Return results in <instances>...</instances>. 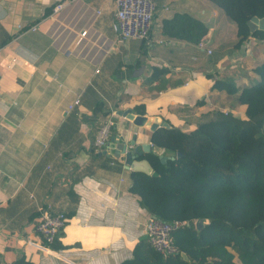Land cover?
Segmentation results:
<instances>
[{
    "label": "crops",
    "instance_id": "0c3cea01",
    "mask_svg": "<svg viewBox=\"0 0 264 264\" xmlns=\"http://www.w3.org/2000/svg\"><path fill=\"white\" fill-rule=\"evenodd\" d=\"M156 1L149 37L120 41L115 0H64L55 15L58 0H0V264L21 256L35 264L132 257L151 214L129 190L132 170L116 151L134 138L161 150L151 129L121 112L143 114L136 108L145 106L143 115L186 132L215 111L246 117V105H231L215 81H255L264 43L249 37L235 46L236 23L211 0ZM176 12L206 23L205 48L161 32ZM156 66L168 69L162 81L153 77ZM107 120L116 134L92 152L91 130ZM45 203L70 214L62 248H44L31 228Z\"/></svg>",
    "mask_w": 264,
    "mask_h": 264
},
{
    "label": "trees",
    "instance_id": "16d2710c",
    "mask_svg": "<svg viewBox=\"0 0 264 264\" xmlns=\"http://www.w3.org/2000/svg\"><path fill=\"white\" fill-rule=\"evenodd\" d=\"M211 1L236 23L235 46L249 37L264 43V30L251 31L247 23L264 17V0ZM208 31L204 21L188 12H176L161 25L163 34L196 44ZM167 71L156 66L153 77L162 81L160 75ZM253 71L257 79L241 87L231 77L215 81L231 105H246L245 118L215 111L191 131L174 125L153 131V146L161 153L150 150L139 156L149 160L153 172L130 171L129 190L151 215L189 224L173 233L178 254L165 257L142 238L132 257L120 264H264V59ZM136 110L146 112L145 106ZM99 128L95 124L91 130L92 152ZM115 134L111 130L110 136ZM65 215L67 223L70 214ZM199 218L208 222L197 229ZM50 247L64 245L56 239ZM13 264L35 263L21 256Z\"/></svg>",
    "mask_w": 264,
    "mask_h": 264
},
{
    "label": "built area",
    "instance_id": "2783aa9c",
    "mask_svg": "<svg viewBox=\"0 0 264 264\" xmlns=\"http://www.w3.org/2000/svg\"><path fill=\"white\" fill-rule=\"evenodd\" d=\"M64 0H58L53 6L52 15L57 14L63 7ZM116 13L114 27L119 31V40L130 38L147 39L155 26V16L160 6L156 0H115ZM87 34L82 30L79 41ZM205 48L203 40L198 43ZM211 53V49H207ZM80 103V97L76 96L69 105L72 108ZM112 122L110 120L101 124L96 138L95 146L102 149L107 144L111 134ZM66 215L62 211L53 210L51 203H45L40 207L39 216L32 222V230L40 237L42 246H50L61 235L66 225ZM188 221L181 219L163 220L150 215L143 226V234L147 242L163 256H171L179 253L175 244L174 231L188 225Z\"/></svg>",
    "mask_w": 264,
    "mask_h": 264
},
{
    "label": "water",
    "instance_id": "95a60500",
    "mask_svg": "<svg viewBox=\"0 0 264 264\" xmlns=\"http://www.w3.org/2000/svg\"><path fill=\"white\" fill-rule=\"evenodd\" d=\"M248 25L251 31L262 29L264 30V17L254 16L248 20ZM122 115L128 117L133 121L135 125L144 126L146 128L155 131L159 127L166 126L169 127V123L166 121H162L160 116H146L143 114H134L131 109H127L121 112ZM119 150L116 151V156L119 157V160L126 164V167L137 172H144L147 174H151L153 172V166L149 162L147 158L139 159V156L142 155L144 151L151 150V144L145 145H135V138L130 142V146L127 142L122 141L118 146ZM179 155V154H178ZM163 157V155H161ZM167 157H163L165 161ZM208 220L204 218H199L196 220L195 227L200 229L207 223ZM181 255L188 259L187 254L182 252Z\"/></svg>",
    "mask_w": 264,
    "mask_h": 264
},
{
    "label": "rangeland",
    "instance_id": "374dc122",
    "mask_svg": "<svg viewBox=\"0 0 264 264\" xmlns=\"http://www.w3.org/2000/svg\"><path fill=\"white\" fill-rule=\"evenodd\" d=\"M243 69H245V68H243ZM262 131L264 132V122H263V124H262ZM236 261L238 262V263H240L239 262V260L236 258Z\"/></svg>",
    "mask_w": 264,
    "mask_h": 264
}]
</instances>
